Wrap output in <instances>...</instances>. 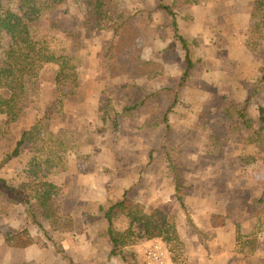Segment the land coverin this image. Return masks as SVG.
<instances>
[{"label":"rangeland","instance_id":"rangeland-1","mask_svg":"<svg viewBox=\"0 0 264 264\" xmlns=\"http://www.w3.org/2000/svg\"><path fill=\"white\" fill-rule=\"evenodd\" d=\"M52 1L53 0H42L43 4L48 6L52 4ZM167 1L168 0H165V2ZM199 1L206 2V4L203 5V7H205V10L202 14L203 21L192 26V19L188 16L185 19L186 25L180 29V33L182 35L184 34L185 36H188L189 34H194L192 38H189V40L191 41V50L195 53L194 61L196 62L197 68L195 67L192 70L190 77L184 82L182 87H180V85L177 87L178 92L181 93V100L184 97L186 100H191L192 95V93H183L182 89L191 87V89L194 90L196 94L195 102L197 103L195 107L199 106L201 108L199 117L196 119V123H191L188 131L187 126L183 125L182 123L179 124V132L184 133V135L181 136L183 141H179V138L173 131V128L167 127L168 124H156L152 126L148 122H145L138 128V142L140 144L142 142L148 143L149 141L150 144L154 141L156 146H160L161 141L164 144L166 141L168 144H170V152L168 153L167 160L165 162L166 169L168 171L167 175L169 177V182L166 181L168 187L165 189V205H162V193L159 191L158 197L153 201L154 205L153 207L151 206V208L162 206V209L168 210L170 208L168 206H170L172 201H176L181 205V202L178 200L179 193L188 194L189 190H186L185 192V190H182L180 185L182 184V180L184 178L183 175L187 173L185 171H189L190 174L192 173V169L190 168H193L194 166V152L196 155L199 153L203 167H208L211 170H214L213 167H216L217 171L221 172L226 169V163L224 161H219L220 157L218 156H223L226 158L227 156L231 155L229 149H227L228 146L226 145L229 141L234 140L238 144L237 148H240L241 145L243 146V143L249 145L248 137L255 132L256 134L258 133L261 138H264V131L259 129L261 124L258 121L260 115L259 106L260 104L264 105V84L259 86H237L238 88H243V90L235 92V86H218L217 84L216 86H212L210 84L209 78H206L203 75V73H205L204 67L206 66L222 68L223 65H225L224 61L226 62L228 53L232 52L231 50H236L232 47L233 44H231H235L236 40L238 41V45L242 48H245L247 43L248 45L250 44V49H248L249 52H247L246 56L250 58L255 56V59H252L249 63L251 69L249 72H247V79L254 78L255 82L260 80V76L263 75L262 72L264 68V35L261 39H259L257 36H253V33L250 32L251 27L253 26L250 12L254 0H197V2ZM157 2L158 0H128V2L125 1L121 3L120 0H117V10L126 14L127 16L128 14H131V16H129V25H131L136 31L137 39L143 33H146L148 30H150L149 28H152L150 23L152 20H149V18H157L165 22L170 19V16L164 17L165 15L169 14L166 10L159 8ZM132 3H138L139 6H132ZM144 3L146 6H143ZM69 8L70 10L73 9V12L68 15L59 13L57 8H51L46 13L42 21V31L57 42H62L64 40L66 42L77 43L80 39L82 40L83 47L80 50V61L83 63V65H85V69L87 68L85 71L89 69V73L94 76V83L100 79L107 81L108 85L106 86L107 88L105 90L104 96L110 98L111 105L113 103V98H116V92L121 87L126 88L130 85L129 87H134L135 89L134 90L132 88V92L136 91L141 94L143 93V101L146 102V100H149V104H144L143 107L154 113L157 118L164 119L166 113L168 112L165 108L166 104L171 105L174 102L175 97H177L178 92L172 88L169 90H159L157 86H145L148 82V79L141 78L135 73H132L136 63L134 62V57L131 55L130 51L124 53L119 60V64L126 61V66H129L131 62L134 63L127 76L124 78H118L116 81L112 79L108 80L107 78L103 77V63L101 61L102 59L99 57V55L102 53L100 52V47L102 46L103 38L111 39L113 36L112 32L107 28L108 22L105 21L99 28L85 30L82 32V34L79 31L70 32V29L80 26L77 16L79 14L80 17H82L83 11L80 12L79 9H77V7H75V5L71 2L69 3ZM129 8H131V10H129ZM155 14H158V16H155ZM238 14H243L244 17H239L237 16ZM248 20L251 21V27L249 31L247 23ZM235 21L237 23H235ZM232 22H234L236 26H233ZM165 24L166 23H164V27ZM191 28L195 30L196 34L194 31L191 32ZM248 36H250V38H248ZM134 48H136V50H132V52L136 56L141 55V52L144 50V46H142L140 42H137ZM214 56L221 57H219V60H216L217 58H214ZM125 57L128 58L124 59ZM204 58L206 59L205 62ZM199 60H203V62L201 64L198 63V65L197 62ZM216 63H218V65ZM220 63L223 64L220 65ZM196 73L198 74L196 75ZM32 86L35 87L30 89L28 95L22 101V106L24 108L22 116L12 125V128L8 134L0 137V170L3 168L6 169V172H3V174L7 176L5 179H7L10 186L16 190H20L17 177L24 176L23 172L27 169L29 161L35 153L33 145L31 143H26L21 148V152L18 156H11V153L15 149L22 132L24 130L30 129L35 124L37 119V86ZM40 86L42 90V100L48 103V105L51 104V107L53 106V108H55V96H57V94L53 83L44 81L42 84H40ZM144 88H146L147 92L151 89L156 90H154L153 93L148 92V97L144 99V96H146L147 93L145 92ZM255 88H258V91L254 93L253 99L251 100L248 107V113L252 117L253 124L252 129H249L237 117L234 116L233 118H229L226 113V108L238 102L237 100L239 99L245 100L246 92L249 91L251 94L255 91ZM185 90L187 91V89ZM110 96H112V98ZM103 103H105V101L102 102V105ZM122 105L123 104H119V106ZM214 106L217 107L214 108ZM68 110L69 111L65 114L66 119L68 122L69 120L72 121L69 125V132L62 131L64 128V122L63 128L57 131V133H62L63 138L67 140L66 154H69L71 149L79 151L78 148L81 147L80 153L82 155H86L89 154L91 148H95L100 154V159H102L104 163H107L111 159H115L116 148L119 143L120 134L129 136L130 134L133 135L137 133V131L132 126V122L129 120V116L123 114L129 113L127 111L130 110L123 109L122 111H117L113 105L107 110H100L101 112L98 113H95L91 110H86L85 115L82 114L81 109L78 110L72 106H70ZM171 110L172 109L169 111ZM183 113L188 112L185 110ZM100 115L104 117V121L103 119H100ZM5 120V118H0V124L3 125ZM53 121L59 124V122L62 120L58 116L53 117L50 121L45 122V129H50V124ZM213 122H215L214 125L212 124ZM173 124L175 125V122ZM237 124L239 128H234V126ZM142 136L145 139L144 141H141ZM71 137H74L73 141H71ZM250 145L252 148H248L247 150H249V153H252L251 156H249L250 158H248V161H254L253 159L259 158V153L255 144L250 143ZM185 149H189V153L184 152ZM139 158L145 159L146 157L141 156L140 153ZM195 160L197 164L198 159L196 158ZM260 161H262L264 164V160L260 159ZM162 167V164L155 166L157 169H162ZM260 168L261 167H258V169ZM214 174L216 173L214 172ZM169 183H177V194H173L174 190L169 187ZM140 185L141 182H139V186ZM12 193L13 192H7L9 195H12ZM129 197L131 196L129 195ZM131 198L133 199V196ZM115 200V198H112L111 200L108 199V201H102L103 203L98 204L87 202L82 207H79V209H84V211L87 212L86 216L87 218L89 217L90 225H92L93 231L92 236L89 239V243L85 248L80 246V248H75L73 250H65L67 248H62V241L65 239L66 233H69L70 231L65 232V234L57 233L53 223L47 219H42V221H44L43 229L33 224L28 218L29 212L26 203L19 202L9 206L7 205L8 201L2 198L0 200V213L9 212L12 210L11 212H15V215L18 214L20 216L26 217L28 221L27 225H29V227L30 225L33 226L36 231L37 227L41 229L39 230V234H37L39 246L37 249L36 264H161L156 261L149 260L147 257V250L149 249L150 241L156 239L142 240L137 244L128 246L124 249L123 254L120 256L113 257L110 255V242L105 237H98L97 233H99L100 230L106 231L108 227V221L105 218L101 207L107 210L112 204H114ZM66 205L67 203H64L62 207L58 205L56 207V214L58 216H66L71 218L74 226L75 222L73 217L78 214V206H73L67 210ZM178 207L180 211H186L185 206V209H182L179 205ZM155 210L157 211L158 209ZM170 210L171 212L166 214L160 211H158L160 213L151 212L150 214H155L166 222L167 230L173 240L180 239L175 227L176 213L173 212V207H171ZM257 211L261 214V216L264 217V201L261 204H258ZM113 217L115 227L121 231L125 230L130 224V220L125 216H118L114 214ZM18 226L19 230L11 232H22L25 242H27V240H29V227L24 224ZM48 226L56 232V234L52 237L48 233L50 232L48 230ZM87 231L88 233L90 232L89 229ZM157 240L162 241L166 246L168 258L163 264H174L172 254L169 251V247L167 246L165 240L162 238H158ZM246 242L247 243L244 244V241H242L243 248H248L251 250L255 247V240L249 239ZM185 252L186 255L183 258V262H178L176 264H188L187 248Z\"/></svg>","mask_w":264,"mask_h":264},{"label":"crops","instance_id":"crops-1","mask_svg":"<svg viewBox=\"0 0 264 264\" xmlns=\"http://www.w3.org/2000/svg\"><path fill=\"white\" fill-rule=\"evenodd\" d=\"M120 1L121 3L128 2V0ZM165 4L176 14L179 33L180 29L186 25L185 19L188 16L192 19V26L203 21L202 14L205 10L203 5L206 2L168 0ZM131 5L139 6L138 3H132ZM143 6H146L145 3ZM155 16H158V14H155ZM169 16L165 15L164 17ZM237 16L244 17L243 14H238ZM149 20H152L150 22L152 28L143 33L137 39V42L144 46L141 58L158 63L160 70L157 71L155 77L148 79L145 86H157L159 90L172 88L178 92L177 87L180 85L187 69V58L182 44L175 36L173 18L170 16V19L166 22L157 18H149ZM164 23H166L165 27ZM235 23L237 22L235 21ZM247 23L249 31L251 21L248 20ZM232 25L236 26L234 22H232ZM190 30L195 33L194 29L191 28ZM193 35L184 36L189 39ZM235 42V44H231L236 50H231L232 52L228 53L226 62L224 61L225 65L222 68L206 66L204 67L205 73L203 75L209 78L212 86H216V84L218 86H235L234 91L237 92L243 90V88H238L237 86L256 85L254 78L247 79L246 76L251 69L249 63L252 59H255V56L251 58L246 56L247 52H249L250 44L248 45L247 43L245 48H242L238 45V41L235 40ZM219 57L214 56V58H217L216 60H219ZM126 58L128 57L124 59ZM199 61L197 64L203 62V60ZM205 61L206 59L204 58ZM133 64L131 62L129 66H126V61L119 64L120 75L119 77H113L112 80L116 81L118 78L127 76ZM216 64L218 65V63ZM107 85L106 80H98L87 94L86 100L75 106V108L81 109L83 115L86 114V110H91L95 113L101 112V100ZM129 86L117 89L116 98H113L112 105L117 111H122L125 107L135 104L140 105L139 109L123 113L129 116V120L137 133L129 136L120 134L115 159H111L107 163L100 159V154L95 148H91L89 154L86 155L80 153L81 147L78 148L79 151L71 149L69 154H66L65 167L55 177L57 189L52 199L55 211L58 205L62 207L64 203H67V210L73 206H78V214L73 217L75 222L73 231L66 233L65 239L62 241V248H67L65 250H73L80 248V246L85 248L92 236L93 229L92 225H90L89 217L87 218L86 216L87 212L84 209H79V207H82L87 202L98 204L112 198L116 199L114 202L116 203L123 199L125 191L128 190V194L131 197L133 196V199L148 213L160 211L166 214L170 213V209L173 207V212L176 213L175 227L177 234L186 243L188 264H264V228L257 232L255 247L251 250L243 248L242 242L239 244L237 240V224L241 226V232L244 236L241 241H244V244L247 243V240L253 238L252 234L255 232V225L258 217H260V214H256V202L264 194V164L260 161V157L258 158L259 160L248 161L252 152L249 153L247 149L252 148V146L243 143V146L241 145L240 148H237L238 144L234 140L229 141L226 145L231 155L226 158L218 156L220 157L219 161L226 163V169L221 172L217 171L216 167H213L214 170L203 167L199 153L196 155L194 152L195 159L197 158L198 161L196 164L194 159V166L190 168L192 169L191 174L189 171H185L187 173L183 175L184 178L180 187L185 192L186 190L189 191L188 194L179 193L178 200L181 205L176 201H172L170 206H168L170 207L168 210L162 209V206L151 208L154 205L153 201L158 197L159 191L162 193V205H165V189L168 187L166 181L169 178L165 162L170 152V144L167 141L165 144L161 141L160 146H156L154 141L151 144L150 141L140 144L138 142V128L145 122L152 126L168 124L167 127L173 128L179 141H183L181 136L184 133L179 132V124L182 123L187 126L188 131L191 123H196L201 108L199 106L195 107L197 104L195 102L196 94L191 87H187L182 89V92L192 93L191 100H186L185 97L181 100V93L178 92L174 102L165 106L167 110L172 109L166 113V119L165 117L164 119L157 118L154 113L143 107L144 104H149V100L143 101V93L132 92L134 87L131 88ZM144 89L147 92L146 88ZM154 90L156 89H151L148 92L153 93ZM148 92L146 95L149 94ZM249 95L250 92L247 91L246 98ZM110 97L112 98V96ZM245 100L239 99L237 101L243 102ZM119 104L123 105L119 106ZM216 107L214 106V108ZM185 110L188 113H183ZM71 122L69 120V123ZM174 122L176 126L173 124ZM214 123L212 124L214 125ZM61 128H63L62 121L59 124L55 123V121L50 124V129L56 133ZM141 138V141L145 140L143 136ZM184 152L189 153V149H185ZM140 153L141 156L146 158L140 159ZM160 164L163 165L162 169L155 168V166ZM258 167L261 168L258 169ZM3 172H6L5 168L0 170V177H7ZM139 182H141L140 186ZM169 184V187L174 190L173 194H177V183ZM178 205L182 209L186 207V211H180ZM155 209L158 210L156 211ZM11 211L0 213V264H36L39 246L37 234H39L41 229L37 227L36 231L33 226L30 225L29 227L26 217L15 215V212ZM23 224L29 227V240H27L24 247L9 246L6 242V234L19 230L18 225ZM88 229L90 230L89 233ZM48 230L51 237L56 234L51 227Z\"/></svg>","mask_w":264,"mask_h":264},{"label":"trees","instance_id":"trees-1","mask_svg":"<svg viewBox=\"0 0 264 264\" xmlns=\"http://www.w3.org/2000/svg\"><path fill=\"white\" fill-rule=\"evenodd\" d=\"M73 3L83 16L78 14L79 27L70 29V32L95 29L107 21V28L112 32L111 39L103 38L100 47L102 59L103 77L111 80L120 75L119 60L127 51L134 57L135 67L132 73L149 79L155 77L160 65L153 61L134 55L132 50L137 43V33L129 25V16L117 10V0H53L51 5L43 4L42 0H0V118H5V123L0 124V137L10 132L12 125L19 120L24 112L22 101L28 95L31 88L37 86V119L35 124L24 130L17 142L11 156H18L21 148L26 143H31L35 153L31 157L28 167L24 170V176L17 177L19 189L11 187L8 180L0 177V200L8 201L9 206L24 202L28 206V218L40 228H44L42 219L50 220L57 233H65L73 230L71 218L58 216L52 199L57 189L56 175L63 169L66 163V142L62 133H56L45 129V122L53 117H60L64 122L62 131L69 132L70 123L66 119V113L70 106L75 107L86 100L87 94L94 85L93 75L89 69L85 71V65L80 61V50L83 42L77 43L57 42L42 31V21L51 8H57L59 13L71 14L69 3ZM159 8L166 10L173 18L175 36L182 44L187 58V69L182 77L180 87L190 77L196 67L195 53L191 50V41L179 33L176 14L165 4V0H158ZM253 26L251 33L259 39L264 35V0H254L250 12ZM132 69V68H131ZM260 80L255 86L264 84V68ZM53 83L56 89L55 104L51 107L41 98L42 82ZM39 83V86H38ZM255 91L245 101L236 102L226 108L229 118L237 117L249 129H252V117L248 113V107L253 99ZM105 93V92H104ZM100 110L111 107L110 98L104 96ZM105 97V98H104ZM148 95L144 96V99ZM140 105L135 104L125 107V110H136ZM169 112V110H167ZM258 121L260 130L264 131V105L259 106ZM100 119L105 120L100 115ZM166 119V117H165ZM238 127V124L234 128ZM239 128V127H238ZM61 131V132H62ZM71 141L74 137L70 138ZM249 144H255L259 157L264 160V138L256 132L248 137ZM7 192H13L12 195ZM264 201L262 196L256 202ZM104 216L108 221V227L97 233L98 237H105L111 244L110 255L120 256L128 246L137 244L142 240L162 238L167 243L172 254L174 264L183 262L186 255L185 242L182 239L173 240L167 230L166 222L155 214L146 212L125 191L122 200L112 204L105 210ZM125 216L130 220L129 226L121 231L114 225V217ZM256 214H260L256 211ZM255 214V215H256ZM252 234L256 241V234L264 228V217L261 214ZM244 239L240 224H237V240L239 244ZM6 242L11 247H24L25 239L22 232H9L6 234Z\"/></svg>","mask_w":264,"mask_h":264},{"label":"built area","instance_id":"built-area-1","mask_svg":"<svg viewBox=\"0 0 264 264\" xmlns=\"http://www.w3.org/2000/svg\"><path fill=\"white\" fill-rule=\"evenodd\" d=\"M147 254L149 260H153L161 264L165 263L168 258L165 244L157 239L150 241Z\"/></svg>","mask_w":264,"mask_h":264}]
</instances>
